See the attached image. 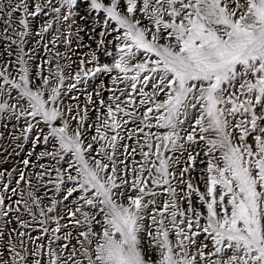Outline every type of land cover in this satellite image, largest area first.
I'll use <instances>...</instances> for the list:
<instances>
[{"label":"snow or ice","instance_id":"1","mask_svg":"<svg viewBox=\"0 0 264 264\" xmlns=\"http://www.w3.org/2000/svg\"><path fill=\"white\" fill-rule=\"evenodd\" d=\"M0 141V264H264V0H0Z\"/></svg>","mask_w":264,"mask_h":264},{"label":"rangeland","instance_id":"2","mask_svg":"<svg viewBox=\"0 0 264 264\" xmlns=\"http://www.w3.org/2000/svg\"><path fill=\"white\" fill-rule=\"evenodd\" d=\"M0 143H2L4 147H8L7 141H0ZM16 160H18V157H16V158H9L7 160V162L3 166L4 167H10V166H12L16 162Z\"/></svg>","mask_w":264,"mask_h":264},{"label":"bare ground","instance_id":"3","mask_svg":"<svg viewBox=\"0 0 264 264\" xmlns=\"http://www.w3.org/2000/svg\"><path fill=\"white\" fill-rule=\"evenodd\" d=\"M85 39H87V37H85ZM107 78H105V80H106Z\"/></svg>","mask_w":264,"mask_h":264}]
</instances>
